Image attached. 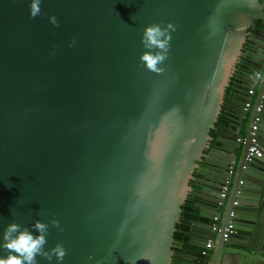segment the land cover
<instances>
[{"label": "water", "instance_id": "obj_1", "mask_svg": "<svg viewBox=\"0 0 264 264\" xmlns=\"http://www.w3.org/2000/svg\"><path fill=\"white\" fill-rule=\"evenodd\" d=\"M29 5L0 0V232L55 218L45 247L63 245L60 264H170L189 182L249 41L254 82L242 88L258 85L249 124L258 117L264 149V0H41L35 17ZM169 22L162 70H151L143 29ZM250 131L239 155L235 141L215 161L229 177L205 179L214 193L197 199L213 211L190 227L200 247L224 215L206 264H264V162L246 160Z\"/></svg>", "mask_w": 264, "mask_h": 264}, {"label": "crops", "instance_id": "obj_2", "mask_svg": "<svg viewBox=\"0 0 264 264\" xmlns=\"http://www.w3.org/2000/svg\"><path fill=\"white\" fill-rule=\"evenodd\" d=\"M250 45H252V41L246 43L245 46L247 53L245 52L243 54L244 58L242 56L240 57L238 64L235 66L228 80L224 90L223 101L221 103V108L216 123L212 128V133H210V137L203 150V154L197 162V166L195 168V188L191 187L189 194L194 199L196 218L190 222V227L195 225L197 229H201L202 226L199 223V221H202L201 217L199 216L200 211L206 215H209L213 212L210 206L197 202V199L204 200L203 198L208 195L210 191L214 193V190H210V187L205 186L203 181L208 177L221 179L222 175L228 174V170L230 169L229 167L219 170L215 164V161L217 158L222 156L226 147L231 146V143L238 141V138L245 139L247 137L248 131L251 129L249 117L252 114L253 103L257 95L258 85L256 86L254 83L253 88H242L245 87L244 81H249L252 83L254 82V77L247 75L245 72V66L247 65V62H244V60L250 61L254 55V53L249 48ZM236 89H239V92L236 91ZM250 90L253 91V94L249 93ZM238 96L240 97V101H238ZM247 102L250 103V106L245 108V104ZM241 109H243L244 113H241ZM239 113L241 116V124L237 125L236 115ZM235 133L237 136H234ZM238 143L239 145L236 149L237 155L241 153L242 146V142ZM221 211L224 212V207H222ZM213 216L218 217L219 220L216 223L219 224L224 217L223 213L220 217L219 213L217 212ZM217 236L218 232L214 231L212 238L213 241L217 238ZM201 248L202 247L198 245V242L191 239H188L185 244L173 242V256L170 260V264H206L211 255V250L206 256H202L200 254Z\"/></svg>", "mask_w": 264, "mask_h": 264}, {"label": "clouds", "instance_id": "obj_3", "mask_svg": "<svg viewBox=\"0 0 264 264\" xmlns=\"http://www.w3.org/2000/svg\"><path fill=\"white\" fill-rule=\"evenodd\" d=\"M40 3L41 0H30V16L35 17L40 14ZM49 22L53 25L58 23L55 16H50ZM170 29H174L170 22L163 27L153 23L143 29L141 43L148 51L142 54L140 59L151 70H162L157 65L162 64L166 58ZM153 49L155 51H152ZM49 224L60 228V223L55 218L49 222L37 219L30 226H22L14 221L6 224L0 232V249L3 250L0 254V264H38L37 257H42L49 264L55 257L56 264H60L65 255L63 245L56 243L51 247H45Z\"/></svg>", "mask_w": 264, "mask_h": 264}, {"label": "built area", "instance_id": "obj_4", "mask_svg": "<svg viewBox=\"0 0 264 264\" xmlns=\"http://www.w3.org/2000/svg\"><path fill=\"white\" fill-rule=\"evenodd\" d=\"M250 94H253V91L250 90L249 91ZM250 106V103L247 102L245 104V108H248ZM257 121H258V117H255L254 119V124L251 125V131L249 134V147L247 148V153H246V160L247 161H251L254 156H258L261 157L263 159L264 162V149L259 147V143H258V137L256 134V130H257ZM238 142H244L246 140V138H238L237 139ZM232 169L230 168L228 170V174L227 176L229 177V175L231 174ZM228 189H229V178H225L224 183L221 186V189L219 191V196H220V201L219 204L222 203V200L226 198L227 194H228ZM235 203V202H234ZM232 212H230V215L232 216ZM213 220V225L211 227V230L214 231H218V225H217V221L219 220L217 216H213L212 217ZM234 232V225L232 222H229L226 227L224 228L223 231V238H227L231 233ZM213 246V240H207V242L204 244V246L201 248L200 250V254L202 256H206L210 249Z\"/></svg>", "mask_w": 264, "mask_h": 264}, {"label": "trees", "instance_id": "obj_5", "mask_svg": "<svg viewBox=\"0 0 264 264\" xmlns=\"http://www.w3.org/2000/svg\"><path fill=\"white\" fill-rule=\"evenodd\" d=\"M216 123V122H215ZM212 133V129L210 131ZM195 173V170L193 171ZM190 184L195 188V181H190ZM196 211L194 206V199L188 194L187 198L181 205V214L178 222L175 224V230L173 233V242L185 244L188 241V232L190 222L195 220Z\"/></svg>", "mask_w": 264, "mask_h": 264}, {"label": "flooded vegetation", "instance_id": "obj_6", "mask_svg": "<svg viewBox=\"0 0 264 264\" xmlns=\"http://www.w3.org/2000/svg\"><path fill=\"white\" fill-rule=\"evenodd\" d=\"M194 179H195V173H193V178L191 179V181H193ZM189 185H191L190 182H189Z\"/></svg>", "mask_w": 264, "mask_h": 264}]
</instances>
